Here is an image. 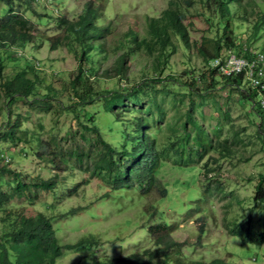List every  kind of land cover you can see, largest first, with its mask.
<instances>
[{"label":"rangeland","instance_id":"1","mask_svg":"<svg viewBox=\"0 0 264 264\" xmlns=\"http://www.w3.org/2000/svg\"><path fill=\"white\" fill-rule=\"evenodd\" d=\"M219 1L13 0L15 10L30 21L34 40L16 47L20 56L11 47L0 48V163L18 171L25 183L57 174L58 184L50 190L36 186L33 201L13 198L0 207V219L6 210L25 216L42 213L52 219L63 245L91 235L98 240L91 247L66 249L56 264H106L110 259H116L112 264H135L133 254L164 247L168 240L174 242L166 247L168 264L216 259L264 264V242L241 243L229 232L235 224L264 231V201L254 199L264 175V92L258 90L254 99L248 91L256 88L249 79L242 78L238 86L227 79L238 75L218 71L230 54L264 55V0H226V17L220 16ZM170 7L178 8L190 46L171 26L166 15ZM88 10L97 26H107L102 47L91 39L76 40L58 25L60 16L75 21ZM7 12V3L0 0V17ZM153 18L167 28L172 44L165 48L151 32ZM228 18L229 46L217 60L206 58L202 49L215 56V43L224 45ZM131 31L141 42L136 53H127ZM51 43L60 46L52 49ZM82 49L90 59L84 67L92 90L74 105L71 83ZM29 61L40 66L28 67ZM22 71L37 85L25 98L9 97L2 84ZM131 87L141 92L138 100ZM113 92L122 95L114 108L117 118L106 111L105 97ZM18 115L26 140L4 139ZM136 117L156 136L162 157L156 169L159 183L145 194L138 186L114 189L109 178L91 174L99 145L83 127L96 126L117 149L124 143L130 148L127 134ZM80 149L89 154L78 155ZM11 179L0 175L8 192ZM158 223L167 227L166 235L149 234V226Z\"/></svg>","mask_w":264,"mask_h":264},{"label":"trees","instance_id":"2","mask_svg":"<svg viewBox=\"0 0 264 264\" xmlns=\"http://www.w3.org/2000/svg\"><path fill=\"white\" fill-rule=\"evenodd\" d=\"M3 1V0H2ZM8 5L7 15L0 17V48L14 49L16 55L23 54L16 47H24L34 40V36L31 34V23L23 17L20 12L15 10L13 6V0H4ZM25 3H30L32 0H23ZM238 2L239 0H233ZM188 3H192L189 1ZM91 6H89L90 8ZM218 11L221 17H226L230 13V7L227 5L226 0H220L218 4ZM167 18L171 21L172 27L175 28L176 33L181 36L182 40L187 46H190V35L186 25L183 23L179 10L176 7H170L166 10ZM229 22L226 20L224 24L223 34L226 35V40L221 45L219 42L215 43L216 55L213 56L206 49H202L201 53L206 58H213L220 56L225 46H229ZM152 29L151 32L159 39L158 42L162 44L163 48L168 46L172 41L169 35L165 32L166 26L160 28L158 21L153 18L151 20ZM58 25L66 27L70 34H72L76 40L95 41L101 47L104 44L101 39L105 38V31L107 26H97L95 23V16L92 10L82 12L81 15L75 21L66 17L60 16ZM163 34H167V38H164ZM127 53H136L140 50L141 42L138 40L136 33L130 32L128 40ZM42 46V43H38L37 47ZM59 44L51 43L50 47L56 49ZM224 47V48H223ZM103 50V48H101ZM148 50H151L149 48ZM88 53L85 49L80 51L78 56V72L72 79L73 94L72 97H77L74 105L84 102L85 97L91 95V83L89 81V75L84 64L89 62ZM34 62V61H33ZM34 65V63H33ZM31 62L27 64L28 67H34ZM123 68V65L121 64ZM123 71V70H122ZM121 75L122 72L119 69ZM0 75H3V61L0 59ZM233 84L240 85L242 82V76L228 77ZM5 93L7 95L15 97H27L32 93V88L37 85V82L26 77L25 72H18L11 79H6L2 84ZM251 89L248 91L249 95L256 99L259 95L258 89ZM132 97L138 100L141 92L136 87H131ZM137 90V91H136ZM76 95V96H75ZM122 95L120 93H111L106 99V111L115 113V116L120 114L115 112L114 108L122 103ZM12 99V98H11ZM10 99V100H11ZM259 105V102L257 103ZM261 105V104H260ZM259 105V112L261 107ZM263 111V110H262ZM78 116V115H77ZM10 122V121H9ZM22 119L18 115L15 121L10 122V128L4 133V139L6 140H26V131L20 129ZM134 125L132 132L127 135L132 141L131 147L128 148L124 143L122 148L117 149L114 145L107 142L100 133V130L96 126L87 128L95 134V143L99 145L98 157L93 161L91 174L98 175L102 178H109L111 187L114 189L126 187L131 188L138 186L140 191L145 194L151 191L154 186L158 185L159 179L156 175V169L161 163V152L157 146L156 136L149 134L145 128V122L141 117L133 119ZM82 125V123H81ZM1 141V139H0ZM78 155L89 154L82 149L76 150ZM118 154L115 158L114 155ZM3 155V154H2ZM1 156V153H0ZM4 156V155H3ZM6 158V156H5ZM11 175L12 179L10 183L13 184L11 191L3 189L0 182V207L5 206L13 198L25 197L26 199L33 201L37 197L36 186L45 190H50L57 186L58 177L54 174L48 178H41L38 182L31 184L25 183L20 179V174L16 170H12L5 164L0 163V175ZM80 184L75 185L71 189L72 192L77 191ZM162 193L166 191L165 187H162ZM254 199L257 201H264V175L262 174L260 180L257 183ZM0 258L1 264H56L58 259L64 255L66 249H77L81 246L89 245L90 247L98 242L93 235L89 237H83L76 243L61 244L56 229L53 227L52 219L42 213H38L36 216H25L14 210H6L5 217L0 219ZM201 227V232L203 231ZM165 229V233L159 235L160 231ZM167 227L162 224H156L149 226V234L157 235L158 237L167 234ZM229 232L237 236L241 243L253 242L261 244L264 242V231H257L251 229L250 226H243L242 224H235L229 227ZM160 242H158V245ZM174 242L168 240L164 247H158L156 249H147L143 255L141 253H135L132 255V262L135 264H168L166 257L167 246L173 245ZM161 256V257H160ZM116 259H110L106 261V264L116 263ZM131 262V263H132ZM97 264V261L94 260ZM177 264H183L177 261ZM198 264H228L224 259H216L213 263H198Z\"/></svg>","mask_w":264,"mask_h":264},{"label":"built area","instance_id":"3","mask_svg":"<svg viewBox=\"0 0 264 264\" xmlns=\"http://www.w3.org/2000/svg\"><path fill=\"white\" fill-rule=\"evenodd\" d=\"M250 53L230 54L229 57L220 64L218 71L226 76L241 75L243 79H249V84L264 92V55ZM220 57L215 58L217 60ZM263 79V80H262ZM264 97V96H263ZM264 100V99H263ZM264 105V102H263Z\"/></svg>","mask_w":264,"mask_h":264},{"label":"clouds","instance_id":"4","mask_svg":"<svg viewBox=\"0 0 264 264\" xmlns=\"http://www.w3.org/2000/svg\"><path fill=\"white\" fill-rule=\"evenodd\" d=\"M34 66L38 68L40 66V63L38 61H36V62H34Z\"/></svg>","mask_w":264,"mask_h":264}]
</instances>
